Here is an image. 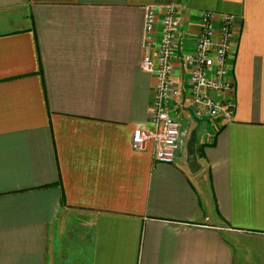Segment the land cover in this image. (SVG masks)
<instances>
[{"label":"crops","instance_id":"0c3cea01","mask_svg":"<svg viewBox=\"0 0 264 264\" xmlns=\"http://www.w3.org/2000/svg\"><path fill=\"white\" fill-rule=\"evenodd\" d=\"M169 4L185 49L201 11L235 16L234 111L184 99L165 163L130 136L149 126L144 10ZM0 264H264V0H0Z\"/></svg>","mask_w":264,"mask_h":264},{"label":"built area","instance_id":"2783aa9c","mask_svg":"<svg viewBox=\"0 0 264 264\" xmlns=\"http://www.w3.org/2000/svg\"><path fill=\"white\" fill-rule=\"evenodd\" d=\"M234 20L230 13L201 11L195 39L185 49L179 41L180 22L174 6L145 8L140 67L153 77L152 96L147 112L149 126L132 130V149L140 150L150 142L155 160L172 163L184 149V133L176 114L189 103L210 118L228 121L232 117L234 83L228 52ZM176 70H182L181 91L172 79ZM177 92L181 99L175 97Z\"/></svg>","mask_w":264,"mask_h":264},{"label":"water","instance_id":"95a60500","mask_svg":"<svg viewBox=\"0 0 264 264\" xmlns=\"http://www.w3.org/2000/svg\"><path fill=\"white\" fill-rule=\"evenodd\" d=\"M185 164L190 172H195L199 168L194 154L192 137H189L186 143Z\"/></svg>","mask_w":264,"mask_h":264}]
</instances>
